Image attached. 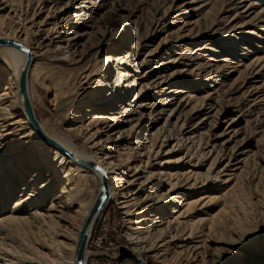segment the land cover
<instances>
[{"label": "bare ground", "instance_id": "obj_1", "mask_svg": "<svg viewBox=\"0 0 264 264\" xmlns=\"http://www.w3.org/2000/svg\"><path fill=\"white\" fill-rule=\"evenodd\" d=\"M109 4L0 0V264H75L78 234L98 200L104 204L86 229L84 264L94 227L111 203L125 237L162 264H208L264 250V157L256 146L248 150L250 141L232 118L227 134L215 137L227 136L226 153L222 145L205 147L208 139L194 135L203 125L193 123L195 116L214 130L226 113L209 98H193L181 83L169 90L177 107L163 106L158 89L167 79L178 83L177 76L147 82L158 66L141 70L148 62L126 57L129 47L114 51L116 36L105 40L103 20L95 16ZM122 11L114 5L109 12L125 27ZM259 14L256 28L264 31ZM263 63L248 68L256 76ZM24 69L36 124L20 93ZM210 73L203 78L213 83ZM34 85L49 95L57 122L36 116ZM195 137L204 141L198 154L189 151ZM250 166L257 176H247ZM246 207H254L257 221L245 229Z\"/></svg>", "mask_w": 264, "mask_h": 264}, {"label": "rangeland", "instance_id": "obj_2", "mask_svg": "<svg viewBox=\"0 0 264 264\" xmlns=\"http://www.w3.org/2000/svg\"><path fill=\"white\" fill-rule=\"evenodd\" d=\"M109 1L113 6L120 5L124 9L120 16L127 19V25L123 27L122 19L109 12L113 7L110 4L95 15L100 22L103 20L104 27H101V31L107 32L105 40L116 36L114 51L123 52L125 47H129L126 57L133 56L142 63L148 62L141 70L150 71L152 67L158 66L159 68L154 70L155 73L149 75L147 82L152 80L156 83L157 77L164 79L177 76L175 81L178 83H168L167 79L166 84L161 86L162 89H158L162 93L159 100L162 101L163 106L168 102L167 106L172 104L175 105L174 108L177 107L176 98L169 94V90L179 87L181 83V87H187L193 98H209L212 106L226 113V117L218 121L214 130L205 125L208 120L201 121V116H195L193 123L203 122V125L194 135L197 137L199 134L205 141L208 139L205 147L211 144L217 145V148L224 147L226 153L228 146L223 144L227 136L222 139L215 137L221 133L227 134L231 125L227 119L232 118L236 128L244 131V137L250 141L248 150L253 151L252 147L256 146L258 153L264 157V63L256 76L248 68L257 60L264 59V31L256 28L259 27L256 23V14L261 11L259 15L264 18V0L213 2L211 0H207L208 2L206 0H118L116 3L113 2L114 0ZM250 5L253 6L248 8ZM163 13L165 15L162 21L156 22ZM160 22H163V25H160ZM124 30L126 33L122 38ZM194 55L198 57L194 59ZM207 71L211 72L209 75L215 76L213 83L203 78ZM32 89L36 116L39 119L57 122V111L51 105L49 95L35 85ZM150 95L148 99L152 101L153 93L150 92ZM39 97L47 107L39 102ZM161 108L160 112L163 110L166 112L168 109V107ZM173 113L171 112L170 116ZM210 115L211 113L208 114ZM174 120L171 119V122ZM60 129L65 131V122ZM196 137L195 144L192 145L193 148L192 146L189 148V151H196L194 153L198 154L200 147H203L201 142L204 141L196 142ZM139 138L140 141L146 142L143 136ZM225 158V156L221 157L220 165L226 162ZM203 171L204 168L201 169V172ZM249 171L252 172L251 175ZM258 174L254 166L248 168L247 176L250 178ZM89 185L92 188L96 187V183L92 181ZM11 206V202H8V207ZM246 209L245 229L255 225L257 221L254 207H246ZM101 216L104 217V221L94 227L92 238L95 240L92 244L89 243L90 246L88 245L87 250L90 254L85 264H162L149 254L139 252L125 237L126 225L114 203H111ZM251 250L254 253L249 258L240 256L236 259H222L208 264H264V250L259 249V252H255L256 249Z\"/></svg>", "mask_w": 264, "mask_h": 264}, {"label": "water", "instance_id": "obj_3", "mask_svg": "<svg viewBox=\"0 0 264 264\" xmlns=\"http://www.w3.org/2000/svg\"><path fill=\"white\" fill-rule=\"evenodd\" d=\"M19 86H20V93L24 102V105L26 107V111L28 113V116L30 120L36 124V121L33 116L32 108L28 99V94H27V84H26V69L22 72L19 80ZM104 204V200H98L95 202L89 216L86 218L77 238V243H76V251H75V256H74V262L75 264H84V257H83V247L85 244V233L86 229L89 226L91 219L93 218L94 214L99 212L100 209L102 208Z\"/></svg>", "mask_w": 264, "mask_h": 264}, {"label": "built area", "instance_id": "obj_4", "mask_svg": "<svg viewBox=\"0 0 264 264\" xmlns=\"http://www.w3.org/2000/svg\"><path fill=\"white\" fill-rule=\"evenodd\" d=\"M103 221H104V217H101L97 223L101 224V223H103ZM94 240H95V238H92L90 241V244H92ZM90 244H89V246H90Z\"/></svg>", "mask_w": 264, "mask_h": 264}]
</instances>
